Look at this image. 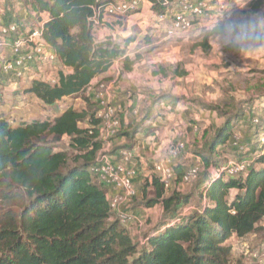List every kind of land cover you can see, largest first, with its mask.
Segmentation results:
<instances>
[{
    "label": "trees",
    "instance_id": "1",
    "mask_svg": "<svg viewBox=\"0 0 264 264\" xmlns=\"http://www.w3.org/2000/svg\"><path fill=\"white\" fill-rule=\"evenodd\" d=\"M20 2L30 14L48 15L44 41L71 70L60 71L54 84L34 79L25 93L50 106L72 97L93 103L87 95L93 79L118 60L123 72L132 70L135 61L126 49L134 38L123 42L108 34L98 38L100 26L92 21L93 8L104 7L108 0ZM151 2L152 11L166 10L163 0ZM213 35V28L204 35L203 49L210 48L208 38ZM173 74L186 72L174 70ZM166 101L174 104L171 98L162 103ZM225 105L234 109L224 113L225 120L211 136L210 156L205 158L209 171L199 182L200 210L184 216L181 209L190 203L191 195L176 189L169 192L158 178H146L142 188L146 206L161 204L163 216L145 234L142 246L113 216L106 188L91 176L103 147L99 108L69 106L52 119L17 123L1 114L0 264H231L232 237L259 230L264 219V154L245 176H220V148L231 141L237 149L236 128L247 116L241 104ZM153 111L155 115L160 109L151 110L143 123ZM83 121L88 125L82 126ZM120 122L117 136L131 138L135 128L125 127L122 118ZM65 136L77 151L75 156L56 146ZM174 169V182L181 184L186 171L179 164ZM148 190L152 196L147 197Z\"/></svg>",
    "mask_w": 264,
    "mask_h": 264
},
{
    "label": "rangeland",
    "instance_id": "2",
    "mask_svg": "<svg viewBox=\"0 0 264 264\" xmlns=\"http://www.w3.org/2000/svg\"><path fill=\"white\" fill-rule=\"evenodd\" d=\"M224 1L236 7V15L250 10H264V0ZM149 2H144L134 14L107 18L105 25L98 29V38L105 34L113 35L117 42L134 38L126 54L134 59L135 64L131 71L123 72L118 60L107 75L98 78L87 92L93 103L86 102L82 97H72L50 106L37 96L24 92L30 84L26 83L28 80L22 85V82H13L0 73V115L13 123L52 119L69 106L98 110L102 107L101 100H104L117 109V116L124 119L125 127L133 126L131 131L135 128L131 138L113 137L108 154L128 150L133 151L136 159L139 156L145 158L147 165L143 164L135 184L137 196L130 204V208L140 209V214L124 225L141 246L145 242V234L163 216V206L149 210L142 191L154 163L166 166L179 164L187 172L195 166L199 167L200 175L195 181L181 184L173 181L168 188L169 192L176 189L191 195L190 203L181 209L182 214L188 216L201 208L199 182L203 173L209 171L205 158L210 156L208 146L211 136L225 120L224 113L234 109L225 104L230 101L241 104L259 119L256 126L242 122L236 128L237 136L249 144L247 155L258 151L257 140L264 135V51L243 53L222 48L214 35L208 38L210 48L203 49L200 44L204 35L213 28L212 24L205 22L186 33L170 36L157 23ZM0 5L5 14H15V11H20L21 4L19 0H5ZM195 22L199 23L198 20ZM56 67L55 73L66 72L63 66L57 64ZM163 70L168 73L166 76ZM174 70H185L186 74L174 75ZM170 98L174 100V104L170 105L177 108L174 112L167 108V101L162 103ZM155 109H160L159 113L154 115L153 111L151 119L143 123L144 117ZM81 125L87 126L88 123L83 121ZM148 137L150 139L145 140ZM176 141L184 142L185 147L177 155L170 156L169 150ZM55 143L71 156L77 154L70 145L69 137L65 136ZM220 149L223 151L218 160L222 166L240 156L231 141L225 149ZM214 157L211 156V159ZM149 190L147 197L152 196L153 191ZM130 208L128 211H131ZM259 226V230L245 237H232L231 264H264V219Z\"/></svg>",
    "mask_w": 264,
    "mask_h": 264
},
{
    "label": "built area",
    "instance_id": "3",
    "mask_svg": "<svg viewBox=\"0 0 264 264\" xmlns=\"http://www.w3.org/2000/svg\"><path fill=\"white\" fill-rule=\"evenodd\" d=\"M144 1L147 0H108L104 7L93 8L92 21L95 25L102 26L107 18L134 14L140 10ZM150 3L152 5V2ZM162 4L166 6V10L155 12L154 17L170 36L193 30L201 22L214 25V22H219L223 17L229 14L235 16L237 13L236 7L224 0H217L216 4L211 0H163ZM30 15L28 18L7 22L5 12L0 8V73L13 82H22V85L25 80H28L26 83H30L34 79L54 84L59 73H55L56 65L59 64L64 68L65 66L56 52L44 41L43 14ZM196 20L199 23H196ZM101 104L97 117L101 120L100 140L103 147L90 172L97 182L108 189L107 198L113 216L123 225H127L136 219L127 209L137 196L134 181L138 176L137 159L133 151L128 150H121L116 160L108 154L111 139L120 131L121 122L114 106L105 103L104 100H101ZM167 108L171 109V107ZM246 115L243 123L258 125L259 119L256 116H252L248 111ZM234 139V145L237 146L240 156L226 162L222 167L220 176L225 178L245 176L256 164L257 158L264 154V135L259 136L258 151L252 155H247L249 144L242 143L237 135ZM184 147V142L176 141L171 146L169 155H177ZM174 168L175 165L154 163L150 178H158L168 189L176 179ZM199 171L197 166L186 171L182 183L195 181L200 175Z\"/></svg>",
    "mask_w": 264,
    "mask_h": 264
},
{
    "label": "clouds",
    "instance_id": "4",
    "mask_svg": "<svg viewBox=\"0 0 264 264\" xmlns=\"http://www.w3.org/2000/svg\"><path fill=\"white\" fill-rule=\"evenodd\" d=\"M214 39L222 48L252 53L264 51V10L227 15L213 25Z\"/></svg>",
    "mask_w": 264,
    "mask_h": 264
},
{
    "label": "crops",
    "instance_id": "5",
    "mask_svg": "<svg viewBox=\"0 0 264 264\" xmlns=\"http://www.w3.org/2000/svg\"><path fill=\"white\" fill-rule=\"evenodd\" d=\"M214 4H216V1L217 0H215V2H214V0H211ZM19 2H20V0H19ZM144 2H147V1H144ZM143 2V3H144ZM0 3H5V0H0ZM7 5H8V7H9V5H10V3L9 2H7L6 3ZM20 11L19 12H17V11H15L14 13L15 14H12V13H10V12H7L8 14H6V21L7 22H9V21H12V20H14V19H18V20H21L22 18H28V17H30L31 15H30V12H29V10L25 7V6H23L22 5V3L20 2ZM149 4L151 5V3L149 2ZM13 7V6H12ZM23 7V8H22ZM0 8L2 9V6L0 5ZM14 8V7H13ZM12 15H16L17 17H15V16H12ZM47 18H48V15L46 14V13H43V20H44V22L47 20ZM42 19V18H41ZM118 62V61H117ZM117 62L114 64V66L117 64ZM121 63V62H120ZM122 64V63H121ZM113 68V67H112ZM111 68V69H112ZM65 69H66V72H70L71 70L69 69V68H67V67H65ZM111 69L108 71V72H106V73H103V74H100V75H98L95 79H93V81L91 82V85L89 86V88H88V90H90L91 89V86L97 81V79L98 78H100V77H104L105 75H107L110 71H111ZM88 90H87V92H88ZM173 105V104H172ZM167 107H171V111L172 112H174V111H176V107L175 106H171L170 104H167ZM14 108H16V109H19L20 107H18V106H15ZM26 108H27V106H26ZM29 109V108H28ZM172 114H174V113H172ZM170 117V116H169ZM150 139V137H148V138H146L145 140H149ZM119 156V153L118 152H115L114 154H112V157H113V159L114 160H116L117 159V157ZM146 158H148L147 156H146ZM138 160H137V169H138V176L140 175V173H141V169H143V164H145V165H147L144 161H145V158H143V157H141L140 158V156H139V158H137ZM149 159V158H148ZM147 159V160H148ZM150 160H151V158H150ZM150 174H148L147 175V178H150V176H149ZM138 176L135 178V184L138 182ZM106 188V187H105ZM106 190H108L107 188H106ZM156 207L157 206H162L161 204H157V205H155ZM155 206L154 207H149V210H153L154 208H155ZM131 209V211H132V213H134V216L136 217H138V215L140 214V209H137V208H135V209H133V206L130 208ZM136 217V218H137ZM138 227V226H137ZM129 230H131V229H129ZM131 234V233H130Z\"/></svg>",
    "mask_w": 264,
    "mask_h": 264
}]
</instances>
